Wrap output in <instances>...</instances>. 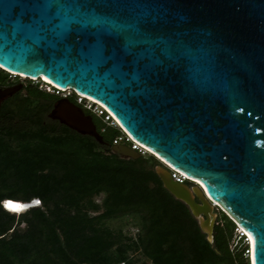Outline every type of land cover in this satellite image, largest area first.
I'll return each instance as SVG.
<instances>
[{
	"label": "water",
	"instance_id": "95a60500",
	"mask_svg": "<svg viewBox=\"0 0 264 264\" xmlns=\"http://www.w3.org/2000/svg\"><path fill=\"white\" fill-rule=\"evenodd\" d=\"M143 7L168 15L171 30L162 39L186 53L153 78L166 93L137 91L122 76L117 82L96 72L92 61L37 54L31 44L13 47L2 30L0 67L31 79L45 76L101 102L164 163L155 166L164 187L188 205L210 242L215 209L222 207L253 238L249 263L264 264V0H163ZM22 86L0 87V104ZM47 116L104 144L92 115L66 96ZM111 149L125 158L142 155L123 142ZM170 166L195 183L176 180ZM26 202L36 205V199Z\"/></svg>",
	"mask_w": 264,
	"mask_h": 264
},
{
	"label": "trees",
	"instance_id": "16d2710c",
	"mask_svg": "<svg viewBox=\"0 0 264 264\" xmlns=\"http://www.w3.org/2000/svg\"><path fill=\"white\" fill-rule=\"evenodd\" d=\"M12 76L0 67V85ZM60 97L26 82L0 105V264H250L229 214L220 210L210 242L164 187L155 170L164 163L113 152L123 128L75 90L67 97L92 115L104 144L47 118ZM33 199L41 203L15 210ZM127 217L135 233L108 224Z\"/></svg>",
	"mask_w": 264,
	"mask_h": 264
},
{
	"label": "snow or ice",
	"instance_id": "6c2138e0",
	"mask_svg": "<svg viewBox=\"0 0 264 264\" xmlns=\"http://www.w3.org/2000/svg\"><path fill=\"white\" fill-rule=\"evenodd\" d=\"M152 2L163 0H6L0 5V30L13 47L31 44L37 54L92 61L96 72L117 82L122 76L126 86L159 95L167 89L153 78L182 63L186 53L162 39L171 21L166 13L143 7Z\"/></svg>",
	"mask_w": 264,
	"mask_h": 264
},
{
	"label": "built area",
	"instance_id": "2783aa9c",
	"mask_svg": "<svg viewBox=\"0 0 264 264\" xmlns=\"http://www.w3.org/2000/svg\"><path fill=\"white\" fill-rule=\"evenodd\" d=\"M40 87L45 89L46 91L57 93V94H61L63 91L70 89V88H68V89L59 88L58 86H56L52 82L47 83L46 81H43V80L41 81ZM64 96L67 97L68 94H65ZM77 99L79 102L84 103L85 107L91 109L95 113H97L99 115H104L105 119L108 120L109 123H111L113 125H117V124L120 125V123L115 118V116L107 109V107L105 105H103L99 101L94 100L92 97H89V96L84 95V94L79 93V92H77ZM123 130H124L123 135L116 137L114 139V142H113L114 144L120 143V142L124 143L126 141V142H129V145L131 147H133L134 149H137L141 154H146L148 152H151L147 146H145L144 144H142L141 142H139L138 140L133 138L124 128H123ZM170 169H171V173H172L173 177L176 180L181 181V182L188 180L189 177L185 173H183L182 171H180V170H178L172 166H170ZM36 201H37L36 205H39L41 203L39 199H36ZM235 232H236L237 238L234 241V244L239 243V244H242L243 246H245V256L250 260L251 242H250L248 234L246 232H244V230L241 229L239 227V225L236 226Z\"/></svg>",
	"mask_w": 264,
	"mask_h": 264
},
{
	"label": "rangeland",
	"instance_id": "374dc122",
	"mask_svg": "<svg viewBox=\"0 0 264 264\" xmlns=\"http://www.w3.org/2000/svg\"><path fill=\"white\" fill-rule=\"evenodd\" d=\"M12 75V74H11ZM14 79H16V80H19V82H22L23 83V85H24V83H26V82H32V83H38L39 85L41 84V79H40V77L39 78H36V79H30V78H28V77H25V76H18V75H13L12 76ZM23 87V86H22ZM73 93V90L72 89H68V90H66V91H63L60 95H62V96H64L65 94H68V95H71ZM46 116H47V114H46ZM47 118H49L48 116H47ZM195 182L194 181H191V184H194ZM101 198H102V195H100V196H97V200L99 201V200H101ZM15 210H17V211H19V205L18 206H15ZM220 210H223L224 211V209H222V207H218L217 209H215V212L217 213V217H216V220H215V223H216V221H217V219H218V217H219V215H220ZM227 212V211H226ZM228 214V213H227ZM131 218H129V217H127V218H122V219H115V220H110V221H108V224L110 225V226H112V227H119V226H123L124 227V229L125 230H131V232L132 233H135L136 232V230H137V227H135V226H132V225H130V222H131ZM236 234H235V240H236ZM149 264H151V263H149Z\"/></svg>",
	"mask_w": 264,
	"mask_h": 264
},
{
	"label": "bare ground",
	"instance_id": "6f19581e",
	"mask_svg": "<svg viewBox=\"0 0 264 264\" xmlns=\"http://www.w3.org/2000/svg\"><path fill=\"white\" fill-rule=\"evenodd\" d=\"M22 76H24V75H22ZM43 79H45V80H47V81H49V82H51L48 78H46L45 76H41ZM40 77V78H41ZM53 83V82H52ZM85 95V94H84ZM94 99V98H93ZM94 100H96V99H94ZM101 103V102H100ZM192 179H194V178H192ZM196 180V179H195ZM196 181H198V180H196ZM199 182V181H198ZM37 202V201H36ZM14 206H16V204H14ZM30 206V204L29 203H27V202H23V203H21L20 205H19V211H21V210H24V209H27L28 207ZM239 227L241 228V229H243L244 230V232H246L247 234H248V236H251V234L242 226V225H240L239 224ZM250 242H251V247L253 246V238H252V236H251V239H250ZM251 250H252V248H251Z\"/></svg>",
	"mask_w": 264,
	"mask_h": 264
},
{
	"label": "flooded vegetation",
	"instance_id": "af4514ba",
	"mask_svg": "<svg viewBox=\"0 0 264 264\" xmlns=\"http://www.w3.org/2000/svg\"><path fill=\"white\" fill-rule=\"evenodd\" d=\"M19 82V80H16V79H14V78H12V79H10V80H8V82L7 83H5L4 85H0V87H5V86H9V85H13V84H16V83H18ZM5 100V99H4ZM3 100V101H4ZM2 101V102H3ZM1 102V103H2ZM1 105V104H0Z\"/></svg>",
	"mask_w": 264,
	"mask_h": 264
},
{
	"label": "clouds",
	"instance_id": "9594fccd",
	"mask_svg": "<svg viewBox=\"0 0 264 264\" xmlns=\"http://www.w3.org/2000/svg\"><path fill=\"white\" fill-rule=\"evenodd\" d=\"M12 74V73H11ZM41 80H43V81H46L47 83H50L49 81H47V80H45V79H43V78H41ZM77 93V92H76ZM152 153V152H151Z\"/></svg>",
	"mask_w": 264,
	"mask_h": 264
}]
</instances>
